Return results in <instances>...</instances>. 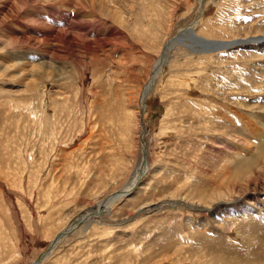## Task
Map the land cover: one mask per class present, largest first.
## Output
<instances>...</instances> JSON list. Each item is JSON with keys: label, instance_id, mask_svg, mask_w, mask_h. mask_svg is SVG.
<instances>
[{"label": "rangeland", "instance_id": "374dc122", "mask_svg": "<svg viewBox=\"0 0 264 264\" xmlns=\"http://www.w3.org/2000/svg\"><path fill=\"white\" fill-rule=\"evenodd\" d=\"M131 1L0 0V264H264V0Z\"/></svg>", "mask_w": 264, "mask_h": 264}, {"label": "bare ground", "instance_id": "6f19581e", "mask_svg": "<svg viewBox=\"0 0 264 264\" xmlns=\"http://www.w3.org/2000/svg\"><path fill=\"white\" fill-rule=\"evenodd\" d=\"M89 1V3L90 2H92V0H88ZM95 1V0H94ZM94 1L92 2V3H94ZM97 1V3L95 4V7H97V9L99 8L100 10H102V11H105V12H107V14L108 15H110V16H112V17H114L116 20H117V22L119 23V25H127L128 26V24L127 23H129L128 22V18L126 19V17L124 16V12H123V10L121 11V5L119 4V2H120V0H96ZM126 1V0H125ZM134 1V0H133ZM133 1H131V2H133ZM124 2V1H123ZM91 3V4H92ZM93 4V5H94ZM124 4V3H123ZM136 4V3H135ZM135 4L133 5V4H131L130 3V5L132 6V9H133V6H135ZM127 5V4H126ZM138 6V5H137ZM93 7V6H92ZM122 7H125V6H122ZM127 7V6H126ZM125 7V8H126ZM129 7V6H128ZM126 10V9H125ZM97 11V10H96ZM101 12V11H100ZM104 12V13H105ZM131 12V11H130ZM103 13V14H104ZM126 13V12H125ZM107 14H105V16L107 15ZM129 14V13H128ZM114 20V19H113ZM117 23V24H118ZM77 27H79V26H77ZM125 27V26H124ZM189 27V28H188ZM188 27H186L184 30H185V32H187V34H188V31L190 30V29H192V25H190V26H188ZM73 28V27H72ZM78 29V28H77ZM76 29V30H77ZM81 30V29H80ZM184 33V32H183ZM190 33V32H189ZM56 34V33H55ZM58 34V33H57ZM179 32L176 34V36L173 38V40L176 38V37H179ZM64 35V34H63ZM63 35H56V36H54V38H55V40H56V42L58 41V42H60V43H62V44H64L66 47H68L69 48V50H72L73 49V47L76 45V46H78L79 45V43L78 42H76V43H74L75 42V39L74 38H65V36H63ZM51 37V36H50ZM114 37H115V35H114ZM117 37H119V36H117ZM117 37H116V39H117ZM101 38V37H100ZM180 39H182L183 37H179ZM28 39V38H27ZM50 39H52V38H50ZM54 40V39H53ZM77 40V39H76ZM99 41V40H98ZM53 42V41H52ZM55 42V41H54ZM105 42V41H104ZM106 43V42H105ZM210 43V42H209ZM75 44V45H74ZM204 44V43H203ZM99 46V45H98ZM79 47H81V46H79ZM87 47H88V45H87ZM86 47V48H87ZM71 48V49H70ZM82 48V47H81ZM92 48V47H91ZM94 49V48H93ZM87 51H93V50H87ZM41 68V67H40ZM53 68H51V70H52ZM53 71V70H52ZM238 84H240V83H238ZM249 84V83H248ZM246 85V84H245ZM252 85V84H251ZM151 86V81L149 82V84H148V86L144 89V96L146 95L145 93L147 92V90L149 89V87ZM242 89V88H241ZM256 92V91H255ZM142 97V96H141ZM26 104L27 103H23L22 104V107H21V109H28V108H25L24 106H26ZM27 107V106H26ZM244 109V108H243ZM251 109V108H250ZM245 110V109H244ZM264 110V109H263ZM33 111V110H32ZM247 111H250V112H252L251 110H247ZM249 112V113H250ZM34 113V112H33ZM252 114V113H251ZM254 117V116H253ZM262 136V135H261ZM264 137V136H263ZM245 143H247V142H245ZM261 145H260V149H264V140L262 141V139H261ZM143 150V149H142ZM146 150V149H145ZM252 153H254L253 151H252ZM263 154V153H262ZM253 160V159H252ZM141 163H142V161H141ZM140 167V166H139ZM239 169H237V170H235L236 172L238 171ZM232 172L231 174H233L234 176H233V179H231V182H230V184H231V186H232V188L234 189V188H237L236 186V184H239L238 182H240V180H241V176L240 175H238V174H236V172ZM139 174L140 173H138V171H137V173L134 175L135 177H133V179H131V181L133 182H130V185H128L127 187H125L124 188V190H125V192L124 193H122V196L123 195H125V194H128L131 190H132V188H133V186L134 185H136L137 184V178H138V176H139ZM232 178V177H231ZM251 180V179H250ZM248 181H249V179H248ZM252 182V181H251ZM242 184V183H241ZM248 185V184H247ZM230 186V187H231ZM128 190V191H127ZM219 190V189H218ZM127 191V192H126ZM217 191V190H216ZM198 197V196H197ZM179 204L178 205H180V206H186L187 205V203H185V202H178ZM219 203V202H218ZM109 204V202H104V206H106V205H108ZM174 207V205H172V204H170L169 206H165L166 208L167 207ZM191 206V205H190ZM176 207V206H175ZM191 207H195V206H191ZM104 207H102V209H103ZM164 207H157V208H155L154 210H160V209H163ZM96 210H97V208H96ZM151 211H153V210H151L150 208H147V206H143V208H139L138 209V214H147V213H149V212H151ZM96 212V211H95ZM85 217V216H84ZM62 237H60L59 239H61ZM59 239H57L56 240V242L59 240ZM55 242V240L52 242V247H53V245H54V243H56ZM41 261V260H40ZM39 259L38 260H36L35 261V264H38L39 262Z\"/></svg>", "mask_w": 264, "mask_h": 264}, {"label": "water", "instance_id": "95a60500", "mask_svg": "<svg viewBox=\"0 0 264 264\" xmlns=\"http://www.w3.org/2000/svg\"><path fill=\"white\" fill-rule=\"evenodd\" d=\"M180 37V36H179ZM179 37H176L175 38V42H178L179 40H180V38ZM118 194L116 193V194H114L112 197H111V200L114 198V197H116ZM111 200H109V201H111ZM69 230V229H68ZM67 231V230H66ZM66 234V232L65 233H61V234H59L57 237H58V239L60 238V237H62V236H64ZM43 255V254H42Z\"/></svg>", "mask_w": 264, "mask_h": 264}]
</instances>
